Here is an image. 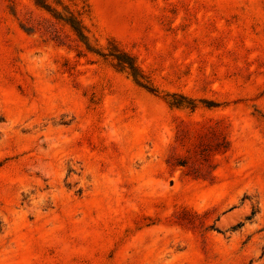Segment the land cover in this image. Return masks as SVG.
I'll list each match as a JSON object with an SVG mask.
<instances>
[{
    "label": "rangeland",
    "instance_id": "374dc122",
    "mask_svg": "<svg viewBox=\"0 0 264 264\" xmlns=\"http://www.w3.org/2000/svg\"><path fill=\"white\" fill-rule=\"evenodd\" d=\"M0 264H264V0H0Z\"/></svg>",
    "mask_w": 264,
    "mask_h": 264
},
{
    "label": "trees",
    "instance_id": "16d2710c",
    "mask_svg": "<svg viewBox=\"0 0 264 264\" xmlns=\"http://www.w3.org/2000/svg\"><path fill=\"white\" fill-rule=\"evenodd\" d=\"M213 135L217 136V139H218V142L215 144V149L218 151L220 150L222 152L226 151L228 149V143L225 139V136L223 135L222 128H221L220 124L214 127ZM203 160H204V162H206L207 167L211 166L210 165L211 159L208 155L204 156ZM203 168H205V167H203ZM199 170H200V172H203L204 175L210 174V171H207L206 168L205 169H199Z\"/></svg>",
    "mask_w": 264,
    "mask_h": 264
}]
</instances>
